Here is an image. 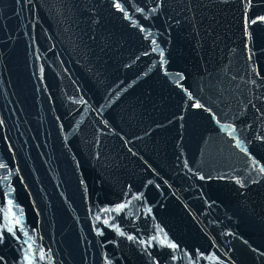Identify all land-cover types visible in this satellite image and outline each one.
Returning a JSON list of instances; mask_svg holds the SVG:
<instances>
[{"label":"water","instance_id":"water-1","mask_svg":"<svg viewBox=\"0 0 264 264\" xmlns=\"http://www.w3.org/2000/svg\"><path fill=\"white\" fill-rule=\"evenodd\" d=\"M0 264H264V0H0Z\"/></svg>","mask_w":264,"mask_h":264},{"label":"snow or ice","instance_id":"snow-or-ice-1","mask_svg":"<svg viewBox=\"0 0 264 264\" xmlns=\"http://www.w3.org/2000/svg\"><path fill=\"white\" fill-rule=\"evenodd\" d=\"M199 106V105H198Z\"/></svg>","mask_w":264,"mask_h":264}]
</instances>
